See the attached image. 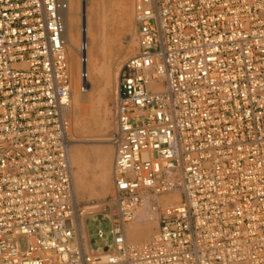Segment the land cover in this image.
I'll return each mask as SVG.
<instances>
[{"label":"built area","instance_id":"built-area-1","mask_svg":"<svg viewBox=\"0 0 264 264\" xmlns=\"http://www.w3.org/2000/svg\"><path fill=\"white\" fill-rule=\"evenodd\" d=\"M62 3L0 0V264H264V0H132L105 252L79 228ZM143 194L156 227L128 242Z\"/></svg>","mask_w":264,"mask_h":264},{"label":"rangeland","instance_id":"rangeland-1","mask_svg":"<svg viewBox=\"0 0 264 264\" xmlns=\"http://www.w3.org/2000/svg\"><path fill=\"white\" fill-rule=\"evenodd\" d=\"M101 1H103V6L101 7L103 14L105 17L107 16L105 22L106 30L104 29V33H106V53L101 56L100 59V62H102L101 65H104L103 77L99 78L98 82L96 81L93 86V89L89 91L92 95L91 99H93L94 102L91 100V104L93 103V111L88 119H82L80 117L79 112L77 111V106L72 101L73 104L70 116V118L72 117L70 119L72 143L70 152L72 157L71 164L73 169V183L79 179V174H77L75 169L76 166L83 160V153L85 155L86 161H84L88 164V166L87 173H85L83 181L85 184L89 183V189L85 192L79 191L76 196L77 200L85 207L84 214L87 217V233L92 250L105 252L111 248L112 244V235L109 231L111 228L110 217L107 213H103V210L105 197L111 192L113 186L111 170L114 158V148L110 142V136L115 125L114 99L117 87V78L122 61L135 52L136 41L134 36L133 38L135 43L133 48H127L126 42L130 37V24L133 26V31L135 27L132 0L127 1V6L125 7L118 5L119 0H100V5L102 4ZM91 77L93 78V76ZM84 137L92 138L93 142L85 145L83 143H79V139H83ZM80 152H82V155ZM106 153L110 154L108 161L110 174L108 176L107 188L100 189L97 185V181L102 175V170L98 166H95V162L103 159ZM172 200L173 202H176L178 199L176 200L175 198H172ZM152 202L154 203V201ZM159 204L161 206L163 205L162 202ZM147 222L149 223L148 228L151 230V236L156 227V219L152 218L149 221H142V224L140 225L142 226L141 228H144L143 226H147ZM129 224H135V220L133 221L132 219L126 223V225ZM98 229H101L104 232V235L101 238L97 236L96 232ZM128 240V242L136 241L133 239ZM21 244H23V241H21Z\"/></svg>","mask_w":264,"mask_h":264},{"label":"bare ground","instance_id":"bare-ground-1","mask_svg":"<svg viewBox=\"0 0 264 264\" xmlns=\"http://www.w3.org/2000/svg\"><path fill=\"white\" fill-rule=\"evenodd\" d=\"M75 1L77 0H63L62 3L61 14L63 16L64 24H65V31L63 34V38H64V45L67 50L66 53H67V58L71 73V82H72L71 103L73 101V103L76 104L77 111L79 112V115L82 119H88V117L92 114L93 111V103L91 104V100L92 102H94L93 99H91L92 95L89 93V91L93 89V86L95 85L96 81L98 82V79L103 77V72H104L103 70L104 65H101L102 62H100L101 61L100 59L101 56L105 55L106 53V47H105L106 33H104V29H105V24H106L105 22L107 16L105 17L101 8L103 6V1H101L102 2L101 5L99 2L100 0L99 1L78 0L77 2ZM127 1L129 0H119L118 5L125 7L127 6ZM129 32H130V37L126 42L128 49L131 47L133 48V45L135 43L133 38L135 35L132 24H130ZM81 40L87 43L86 51H82L79 48ZM80 54H85L87 57L86 68L90 78L88 77V79L86 80L85 79L80 80V76H79V70L81 68V64L79 61ZM91 76H93V78ZM81 84L84 85L83 89L80 88ZM71 110H72V106H71ZM91 142H93V140L90 137H84L83 139H79V143H83L84 145L89 144ZM80 153L82 155V152ZM70 156H71V152H70ZM82 156H83V160L76 166L75 169L77 174H79V176L77 175L79 179L77 178L78 180L75 183H73V185L75 184L74 190L76 195L79 191L85 192L88 191L89 189V185H88L89 183L85 184L83 181V177L85 173H87L88 164L85 162L86 158L84 153ZM109 157L110 154L106 153L103 159L97 160L95 162L96 164L95 166H98L102 170V175L97 181V185L100 189L107 188L108 186V176L110 174L109 163H108ZM71 163H72V159H71ZM173 198L177 200L178 195L175 194ZM168 200L169 197L167 195H163L155 198V201L158 203L161 202L165 203ZM171 201L173 202L172 198ZM154 205L155 204L152 202V199H150L146 194L142 195L141 201L137 204L135 217L133 218V221L135 220V224L125 225L124 227L126 240L133 239L136 240L135 242H139L142 240H146L150 237L151 230L148 228L149 223L147 222V226H143L144 228H141L142 226L140 225L142 224V221H149L152 218L156 219L157 209ZM85 224L86 223L84 222V219L83 218L80 219L79 221L80 231L82 232V235H84L87 238L88 237L86 232L87 226Z\"/></svg>","mask_w":264,"mask_h":264},{"label":"crops","instance_id":"crops-1","mask_svg":"<svg viewBox=\"0 0 264 264\" xmlns=\"http://www.w3.org/2000/svg\"><path fill=\"white\" fill-rule=\"evenodd\" d=\"M84 219V218H83ZM85 222V221H84ZM86 225V224H85ZM151 227H152V225H151ZM87 232V231H86Z\"/></svg>","mask_w":264,"mask_h":264}]
</instances>
